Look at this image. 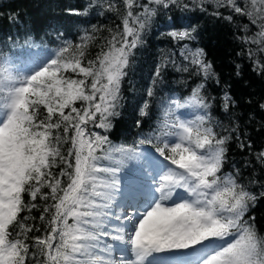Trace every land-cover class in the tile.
<instances>
[{"label":"snow or ice","instance_id":"snow-or-ice-1","mask_svg":"<svg viewBox=\"0 0 264 264\" xmlns=\"http://www.w3.org/2000/svg\"><path fill=\"white\" fill-rule=\"evenodd\" d=\"M208 6L229 25L241 18L235 38L264 80V0H122L120 8L87 0L64 11L117 14L120 24L107 36L93 27L74 43L57 28L54 46H46L25 31L21 53L20 34L0 41V264H264V229L252 214L264 200V148L255 156L260 176L249 173L245 182L238 167L227 170L233 140L252 149L234 117L237 100L226 84L218 101L208 93L222 81L205 49L190 46L198 29L187 16L169 15ZM161 14L180 60L175 53L161 59L138 116L155 115V88L170 65L198 82L186 97L160 99L146 134L114 143L108 133L120 116L122 86ZM217 103L227 127L214 119ZM257 107L264 113V97ZM257 184L258 193L250 190Z\"/></svg>","mask_w":264,"mask_h":264},{"label":"trees","instance_id":"trees-1","mask_svg":"<svg viewBox=\"0 0 264 264\" xmlns=\"http://www.w3.org/2000/svg\"><path fill=\"white\" fill-rule=\"evenodd\" d=\"M87 0H0V41L6 37H17L21 39L16 45L17 53L23 52L22 34L25 31H31L33 42L37 45L43 42L46 46L49 41L56 40L55 29L59 28L64 36L78 43L80 36L87 29L91 32L93 27H98L101 32L96 33L98 37L108 35L107 29H115L120 24V18L115 13H105L97 15L94 12L87 17L69 16L64 11V5H76L86 3ZM120 8L122 0H112ZM145 2V0H141ZM208 12L188 11L179 12L173 9L169 15H183L191 19L193 25L198 29V40L192 42L190 46L202 47L207 53V59L214 63L216 72L221 78L222 85L217 86L214 83L208 87V93L215 96L217 101L220 99L223 91V85H230L229 91L237 105L234 111V117H239L241 132L244 134L242 139L250 140L252 143L251 150L242 151L237 142L233 140L230 144L229 160L227 165L228 171H236L237 167L243 173L242 179L247 182L250 178L249 173L260 176V165L255 161L256 153L264 148V113H262L257 104L264 97V80H261L251 68V62L246 55L242 54V47L235 38L239 35V27L243 21L237 17L236 21L229 25L223 19L211 15L214 10L208 6ZM220 11L227 12L224 9ZM88 21V23H77V21ZM187 23V22H185ZM170 29L167 22V16L161 14L153 18L151 24L145 32V43L135 56L129 76L122 86V107L120 116L115 118L114 128L108 133L109 138L114 143L132 142L137 139L138 134H146L151 128H154L160 115L159 100L168 96L186 97L198 82V78L190 77L188 73L177 72L170 65L166 70V75L162 83L156 85V107L153 111L155 115L152 118H140L138 116V105L145 95L146 89L151 84V77L155 67L161 59L175 53L174 58L179 61L178 48L180 45L175 44L165 33ZM45 33H48L45 36ZM183 43V42H182ZM253 49L255 46H251ZM99 51V48L92 47L90 52L92 56ZM237 65L240 66V76L236 75ZM249 100L252 103H249ZM214 119L228 126V120L224 119L225 114L221 111L219 104H214L212 109ZM181 114L191 117L190 110H181ZM141 119V127L135 125V121ZM102 132L100 129H95ZM217 131L223 134V128H217ZM152 150L150 146H146ZM134 163V162H132ZM130 167L132 164L129 165ZM255 169L254 172L252 170ZM250 190L259 192V185H252ZM255 215L257 225L264 229V200L257 203L252 210ZM34 215H39L35 212ZM37 226L41 222L35 221Z\"/></svg>","mask_w":264,"mask_h":264},{"label":"rangeland","instance_id":"rangeland-1","mask_svg":"<svg viewBox=\"0 0 264 264\" xmlns=\"http://www.w3.org/2000/svg\"><path fill=\"white\" fill-rule=\"evenodd\" d=\"M179 114L182 115L183 118L187 117V115H185V114H181V113H179Z\"/></svg>","mask_w":264,"mask_h":264}]
</instances>
